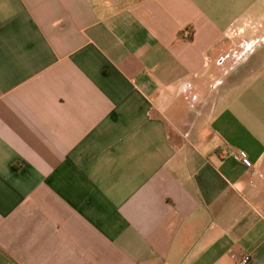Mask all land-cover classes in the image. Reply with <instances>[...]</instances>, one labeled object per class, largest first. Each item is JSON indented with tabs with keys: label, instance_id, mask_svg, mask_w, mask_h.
<instances>
[{
	"label": "crops",
	"instance_id": "obj_1",
	"mask_svg": "<svg viewBox=\"0 0 264 264\" xmlns=\"http://www.w3.org/2000/svg\"><path fill=\"white\" fill-rule=\"evenodd\" d=\"M245 254L264 264V0H0V264Z\"/></svg>",
	"mask_w": 264,
	"mask_h": 264
},
{
	"label": "built area",
	"instance_id": "obj_2",
	"mask_svg": "<svg viewBox=\"0 0 264 264\" xmlns=\"http://www.w3.org/2000/svg\"><path fill=\"white\" fill-rule=\"evenodd\" d=\"M238 157H241V155H238ZM241 158L246 164H249V161L246 159L245 156ZM250 259H251L250 255L245 254V255H242L239 259H237L235 264H248L250 262Z\"/></svg>",
	"mask_w": 264,
	"mask_h": 264
},
{
	"label": "rangeland",
	"instance_id": "obj_3",
	"mask_svg": "<svg viewBox=\"0 0 264 264\" xmlns=\"http://www.w3.org/2000/svg\"><path fill=\"white\" fill-rule=\"evenodd\" d=\"M249 31L250 30L249 29L247 30V28H245V27H240L237 30V32H239L240 34H245V33L249 32Z\"/></svg>",
	"mask_w": 264,
	"mask_h": 264
}]
</instances>
